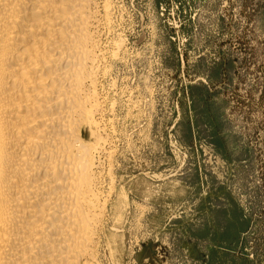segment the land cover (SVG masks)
Wrapping results in <instances>:
<instances>
[{"label":"rangeland","instance_id":"rangeland-1","mask_svg":"<svg viewBox=\"0 0 264 264\" xmlns=\"http://www.w3.org/2000/svg\"><path fill=\"white\" fill-rule=\"evenodd\" d=\"M114 3L99 263L264 264V0Z\"/></svg>","mask_w":264,"mask_h":264},{"label":"bare ground","instance_id":"bare-ground-1","mask_svg":"<svg viewBox=\"0 0 264 264\" xmlns=\"http://www.w3.org/2000/svg\"><path fill=\"white\" fill-rule=\"evenodd\" d=\"M115 5L0 0V264H100L115 193L100 93L123 46Z\"/></svg>","mask_w":264,"mask_h":264}]
</instances>
